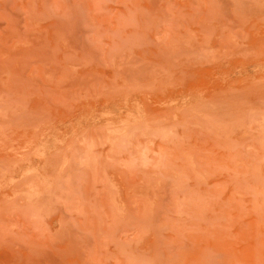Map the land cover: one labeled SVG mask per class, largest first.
I'll use <instances>...</instances> for the list:
<instances>
[{
	"label": "rangeland",
	"instance_id": "1",
	"mask_svg": "<svg viewBox=\"0 0 264 264\" xmlns=\"http://www.w3.org/2000/svg\"><path fill=\"white\" fill-rule=\"evenodd\" d=\"M0 264H264V0H0Z\"/></svg>",
	"mask_w": 264,
	"mask_h": 264
}]
</instances>
